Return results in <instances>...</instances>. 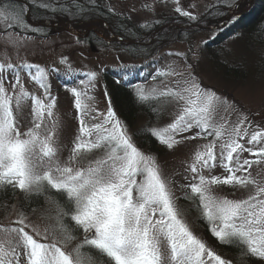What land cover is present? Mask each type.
Segmentation results:
<instances>
[{"label":"snow or ice","instance_id":"1","mask_svg":"<svg viewBox=\"0 0 264 264\" xmlns=\"http://www.w3.org/2000/svg\"><path fill=\"white\" fill-rule=\"evenodd\" d=\"M234 6L240 7L239 3ZM41 7L52 12H70L68 8H50L48 4ZM77 9L80 13L88 10L79 4ZM175 10L195 19L179 7ZM0 21L12 28L27 27L21 11L9 14L0 11ZM21 69H35L32 79L44 89L47 103L30 96L23 87L15 96L9 95L4 86V74L11 71L15 90L20 84ZM46 75L43 68L27 63L19 67L0 64V189L11 186L24 192L46 194L57 209L55 225L50 230L41 234L34 229L41 240L25 231L28 225L23 214L16 222L22 226L0 229L5 234L0 238V264H20V249L26 264H165L166 261L168 264H230L208 249L191 231L155 158L145 155L134 144L111 103L106 113H97V117H102L100 122L87 123L90 112L95 110L86 102L94 99L87 94V89L83 92L77 87L68 89L74 97L80 126L67 161L62 163L57 158L55 122L52 129L45 127L42 132L45 118L53 117L56 105V98L50 96L44 82ZM83 75L87 84L94 87L96 73ZM162 75L165 73L156 74ZM178 84L183 87L160 92L159 97L182 101L179 115L166 127L153 128L149 132L168 149L182 142L177 136L193 128L198 129L196 135L184 139L215 137L195 152L193 163L189 165L193 174L191 182L182 186L190 189L185 192L184 199L196 206L199 218L206 222L220 243L238 247L241 255L264 259V186H256L254 195L238 201L218 197L213 192L216 185L246 187L255 184L250 177L237 175L260 162L259 159H245L241 163L239 159L238 150H248L237 139L242 138L241 126L247 118H241L231 129H226L225 124L213 123L219 107L227 102L203 89L194 78H186ZM131 87L140 104L157 98L145 93L141 86ZM152 91L154 93L155 89ZM29 98L32 100V127L21 132L14 117L13 103L18 109ZM243 134H247L246 130ZM262 137L264 132L257 131L249 143L259 142ZM216 140L223 141L220 167L228 173L223 178L203 174L216 166ZM96 151L100 155L88 159ZM234 154L237 155L234 157ZM251 154L264 158V148ZM65 219L71 223H65ZM49 231L51 241L43 242L48 240ZM81 235L82 242L72 252H65L60 246L67 247Z\"/></svg>","mask_w":264,"mask_h":264},{"label":"rangeland","instance_id":"2","mask_svg":"<svg viewBox=\"0 0 264 264\" xmlns=\"http://www.w3.org/2000/svg\"><path fill=\"white\" fill-rule=\"evenodd\" d=\"M12 1L15 2V0H0V11L6 14L13 11L23 12L25 24L33 30L28 33L24 29L25 26L12 28L0 21V64L6 66L11 63L14 67H19L27 63L45 70L47 75L44 82L49 87L50 96L56 98V105L53 117L45 118L42 132L45 127L52 129L55 122L54 145L58 149L57 158L62 163L67 161L71 153L80 126L78 113L74 107V97L68 90L69 87H77L82 92L87 89V94L94 97L93 100L86 101L90 108L95 109L90 112L87 123L96 124L102 119V117H97V113H106L111 103L108 95L105 96L103 74L109 72L110 68L129 69L132 67L140 68V72L145 71L146 74L145 80L138 81L135 85L141 86L145 93H151L152 97H157L150 98L157 100V105L153 112L156 116L151 120L149 130L162 129L171 124L179 115L183 102L174 101L169 97H159V93L168 89L178 90L183 87V84H178V81H184L186 78H194L203 89L214 92L221 100L227 102L226 105L219 107L213 117V123L225 124L226 129H231L238 124L241 118H247L241 126L242 138L237 139L244 149L250 151L238 150L239 159L241 163L245 159L250 161L259 159L260 162L254 163L247 171L238 172L237 175L248 176L255 181V184H249L246 187L216 185L213 186L215 195L238 201L254 195L256 186H264V158L251 154L264 148V137L260 138L259 142L249 143L255 132H264L263 0H93L113 12L115 17L126 22L124 27L129 33L123 39L113 35L109 27L98 20L77 29L73 21L66 16L60 21L45 18L39 21L30 19V3L38 7L48 4L50 8L59 9L63 4L74 3V1L86 4L90 0H16L22 6L20 10L18 8L13 10L5 4ZM236 3H239V8L234 6ZM177 7L181 11L189 12L195 16V19L181 15L175 10ZM42 10V12L49 11L44 8ZM233 17L242 19L243 23L249 27L258 20L262 21V31L257 37L260 44L257 47L252 48L251 43L245 41L243 36L241 37V33V35L238 33L226 35L225 30L234 20ZM225 19L227 21L223 22ZM136 28L145 32L142 33L141 39L133 40L130 33ZM90 34L95 36L93 43L90 40L87 42ZM130 46L140 49L139 52L134 51L132 55H129L126 51ZM91 72L96 73L94 87L87 84L86 77L83 75ZM158 72L165 73V75L156 76ZM6 74L9 75L8 78ZM34 74L35 69H21L20 84L14 90L12 85L15 80L12 74L6 72L4 76L7 80L4 79V86L9 95L15 96L19 88L23 87L30 96H35L47 103L44 89L40 83L32 79ZM59 75L68 81L66 86L60 85L57 79ZM154 76H156L155 79ZM153 89H155L154 93ZM159 111L160 114H158ZM13 112L21 132L32 127V100L30 98L23 101L18 109L13 103ZM116 114L120 119L117 112ZM91 117L97 118L92 119ZM145 123H147L145 118L142 120V117H139L133 127H127L132 140L133 133ZM244 130L247 132L246 135L243 134ZM197 131L198 129L193 128L177 136L176 138L182 142L173 149H168L155 137L153 138L156 139L155 148L151 149H148L147 143L142 149L135 140L133 142L145 155L155 158L162 176L169 183L173 196L176 198L177 207L183 213V218L194 235L204 242L208 249L229 261L230 264H248L243 256L231 258L229 255L219 253L210 245L209 239L212 242H220L211 234L206 222L199 218L196 206L184 199L185 192L190 189L182 186L191 182L193 174L189 170V165L193 163L195 152L200 149V146L215 139L214 136H208L207 139L201 137L184 139V137L196 135ZM222 142L216 140V166L211 172L205 171L203 173L205 176L223 178L228 175L220 167V144ZM99 155L100 153L96 151L88 159H94ZM236 155L234 154V157ZM15 189L19 195L21 193V196L30 194L19 188ZM19 195L0 205V229L22 226L16 222L23 214L25 224L28 225L25 231L41 240V236H37L34 229L44 234L46 230H50L55 225L56 205L47 198L46 194H42L39 206L30 205L24 211L19 206ZM52 195H56L55 190ZM203 230L209 239L203 234ZM4 236L5 234L0 231V238ZM82 240L81 235L67 247L60 246L65 252L70 253ZM50 241L49 231L48 240L43 242ZM19 251L21 252L20 264H26L23 250ZM164 251L167 255L166 244ZM257 260V264H264V259L257 258ZM165 264L168 262L166 261Z\"/></svg>","mask_w":264,"mask_h":264},{"label":"trees","instance_id":"3","mask_svg":"<svg viewBox=\"0 0 264 264\" xmlns=\"http://www.w3.org/2000/svg\"><path fill=\"white\" fill-rule=\"evenodd\" d=\"M20 1V0H19ZM264 1V0H263ZM29 3V2H27ZM4 4V3H3ZM9 5V7H12L13 10H17V8L20 10L22 6L16 2H7L5 3ZM77 4L83 5L85 9H88L87 11L80 13L77 9ZM29 8L31 9L30 16L32 21H39V20H64L65 16L70 18L73 21V25L75 28L78 29L80 26H87V24H90L91 22L99 21L106 26L109 27L110 32L113 33V35H117L120 38H124L127 32L125 30L124 24L126 22H123L120 18L115 17L113 12L110 10H107L102 4L97 3L96 1L90 0L86 4L75 2L70 4H63L60 5L59 9L68 8L70 9L69 13H65L63 11H56V12H42V8L38 6H34L33 4H29ZM16 7V8H15ZM72 13H76L73 15ZM264 15V12H263ZM71 21V22H72ZM232 20L231 23H229V28H226V35L238 33L241 35V37H244L245 41H248L251 43V47L255 48L258 44V38L259 33L262 31V21L258 20L254 24H252L250 27L245 25L242 21V19ZM34 23V22H33ZM27 27L24 29L29 33L33 29L28 24H26ZM39 31V30H37ZM126 31V32H125ZM145 32V31H144ZM140 29L136 28L131 33L130 36L133 40L135 39H141L143 37L144 33ZM34 34V33H31ZM224 35V36H226ZM249 35V38L246 39V37ZM93 34L88 35L87 42L90 40L91 43H93ZM100 40V39H99ZM132 50V51H131ZM140 49H136L134 47H129L126 52H128L129 55H132L134 51L136 53L139 52ZM131 51V52H130ZM221 63V62H220ZM221 65H223L221 63ZM140 68H129V69H120V68H110L109 72H106L103 74V81H104V88L106 89L108 93V99H110V102L113 106V109L118 113L120 120L123 121V123L126 125V127H133L134 123L137 121L139 117H142V120L147 121L141 128H139L138 131L133 133V140L136 141L137 145L140 148H144V145L147 143L148 149H151L154 147L155 140L154 137L149 132V125L152 123L151 120L155 118L156 115L153 114L154 109H156L157 100L149 99L144 104H140L137 102L135 96L133 95V90L131 85H135L138 81L145 80L146 74L145 71L140 72ZM7 73L12 74L11 71H8ZM9 75L6 74V78H8ZM5 78V80H7ZM61 86H66L68 84V81L66 78L61 77L59 75V78H57ZM160 114V111L158 112ZM155 150V149H154ZM153 150V151H154ZM19 195L18 191H16L15 188H12L11 186H7L6 188L0 189V205L4 204L7 200H9L12 197H15ZM19 206L20 209H23L24 211L27 210V208L32 205V207H37L40 205L42 201V194H35L30 193L28 195H22L21 193L19 195ZM65 223H70L67 219H65ZM205 229V228H204ZM204 231V230H203ZM203 234L209 239L206 232L204 231ZM210 245L217 250L219 253L223 255H229L231 258L236 256H243L244 260L248 264H257V258L250 257L248 255H241L240 250L238 247L235 246H229L224 245L217 242H212L209 239ZM259 263V262H258Z\"/></svg>","mask_w":264,"mask_h":264},{"label":"water","instance_id":"4","mask_svg":"<svg viewBox=\"0 0 264 264\" xmlns=\"http://www.w3.org/2000/svg\"><path fill=\"white\" fill-rule=\"evenodd\" d=\"M227 20L225 19L223 22H226Z\"/></svg>","mask_w":264,"mask_h":264}]
</instances>
